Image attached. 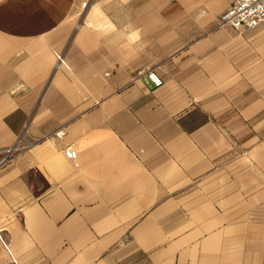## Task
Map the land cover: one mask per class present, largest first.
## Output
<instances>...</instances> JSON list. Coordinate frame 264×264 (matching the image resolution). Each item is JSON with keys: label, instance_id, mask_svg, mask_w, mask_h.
<instances>
[{"label": "crops", "instance_id": "1", "mask_svg": "<svg viewBox=\"0 0 264 264\" xmlns=\"http://www.w3.org/2000/svg\"><path fill=\"white\" fill-rule=\"evenodd\" d=\"M233 1L0 0V264H264V21Z\"/></svg>", "mask_w": 264, "mask_h": 264}, {"label": "built area", "instance_id": "2", "mask_svg": "<svg viewBox=\"0 0 264 264\" xmlns=\"http://www.w3.org/2000/svg\"><path fill=\"white\" fill-rule=\"evenodd\" d=\"M87 2H84L86 6ZM264 21V0H234L220 15V23L224 26H231L236 29L257 27ZM61 64L68 66L61 54L57 53ZM147 80L154 86L163 84V78L153 69L145 70ZM62 134L63 132H59ZM18 150V146H11L5 150L0 158V165L5 164L9 158ZM66 156L75 161L77 151L73 146L65 148Z\"/></svg>", "mask_w": 264, "mask_h": 264}, {"label": "rangeland", "instance_id": "3", "mask_svg": "<svg viewBox=\"0 0 264 264\" xmlns=\"http://www.w3.org/2000/svg\"><path fill=\"white\" fill-rule=\"evenodd\" d=\"M78 10V9H77Z\"/></svg>", "mask_w": 264, "mask_h": 264}]
</instances>
